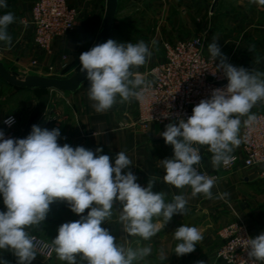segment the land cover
I'll return each mask as SVG.
<instances>
[{"label": "clouds", "instance_id": "1", "mask_svg": "<svg viewBox=\"0 0 264 264\" xmlns=\"http://www.w3.org/2000/svg\"><path fill=\"white\" fill-rule=\"evenodd\" d=\"M264 6V0H250ZM7 0H0V8ZM11 12L0 15V42L9 48L12 37L9 25L15 22ZM208 45L213 61L219 58L217 71L223 70L226 87L212 91L202 99L187 119L169 123L160 135L171 145L173 155L160 160L163 181L177 189L191 188V195L202 194L213 199L212 188L217 178L199 171L200 146H207L213 168L227 166L235 160L233 152L243 142L241 127H251L257 120L252 108L264 102V72L236 67L216 43ZM156 46L157 41H151ZM152 51L143 40L120 43L108 39L80 54V72L86 73L88 98L97 113L110 110L118 98L120 103L141 100L151 82L133 69L145 65ZM246 117V119H242ZM167 118V116H165ZM11 126L14 118L4 121ZM60 130L32 126L26 138H5L0 130V195L4 211H0V250L11 251L18 264H31L37 256L35 238L27 228L40 225L56 201L65 202L80 219L61 224L52 239L53 251L66 264H139L152 252L151 245L124 247L102 224L113 217L114 205H121L118 222L130 236L151 240L174 215L185 214L187 200L174 195L165 201L163 192H153L155 180L147 187L137 183L130 170L132 160L124 151L117 153L114 166L108 155H101L83 146L73 148L58 140ZM128 169V171H124ZM230 194L219 193L215 198L225 200ZM87 215H83L85 210ZM162 224L154 220H160ZM178 241L174 252L183 256L195 251L203 235L195 226L183 224L174 231ZM249 264H264V232L245 239ZM79 257V261L78 258ZM163 259V256H161ZM0 264H7L0 261ZM202 264V262H201Z\"/></svg>", "mask_w": 264, "mask_h": 264}, {"label": "crops", "instance_id": "2", "mask_svg": "<svg viewBox=\"0 0 264 264\" xmlns=\"http://www.w3.org/2000/svg\"><path fill=\"white\" fill-rule=\"evenodd\" d=\"M35 0H7V7L0 8V15L11 12L15 22L8 27L12 37L11 48L0 42V62L19 75L51 76L69 78L80 66L79 56L91 49L98 34L105 10L106 0H66L79 10L75 30L72 34L57 38L49 50L39 49L33 42V28L29 24L30 10ZM119 0L113 31L109 39L120 43H137L143 40L152 51L148 62L133 69L149 81L148 71L164 58L163 45L176 43L194 37H203L205 53L208 45L216 43L227 57V62L236 67H244L264 72V6L250 3V0ZM206 14V15H205ZM200 20L202 23H200ZM204 20V22H203ZM200 23V24H199ZM156 40V46L151 41ZM218 62L219 58L216 59ZM85 83L73 93L50 90H23L0 80V122L8 115H15L18 124L16 138H26L33 125L42 129L58 128L61 136L58 143H67L73 148L83 146L95 152L102 148L101 155H108L114 166L117 153L124 151L132 160L130 170L137 177V183L147 187L149 179L155 180L153 192H163L165 201L171 202L174 195H183L187 200L185 214H176L175 225L168 222L149 241L128 235L118 222L119 203L114 205L113 217L102 227L117 238L124 247H144L151 245L152 252L139 264H217L216 250L221 244L220 230L238 216L245 223L249 233L255 237L264 232V169L232 166L225 170L221 165L213 168L211 153L207 146H200L202 160L199 171L216 175L217 182L212 188L213 199L202 194L193 197L191 188L177 189L163 181L164 170L160 160L173 155L171 145H167L160 135L165 124H151L147 129L137 125L135 99L120 103L97 113L92 107ZM252 114L264 113V102H258ZM246 119V117L242 118ZM240 153V146L233 155ZM125 172L128 169L124 170ZM227 192L225 200L215 198ZM3 197L0 195V211H4ZM85 210L83 215H87ZM80 219L65 202L56 201L50 205L46 219L40 224L27 228L31 236H37L52 247V239L59 226L65 222ZM156 223H163L154 220ZM186 224L197 227L203 239L195 251L183 256L174 252L178 243L174 231ZM38 253V252H37ZM163 256V259H161ZM79 261V257L77 258ZM0 261L18 264L11 252L0 250ZM31 264H66L56 255L49 259L37 254ZM83 264V262H81Z\"/></svg>", "mask_w": 264, "mask_h": 264}, {"label": "built area", "instance_id": "3", "mask_svg": "<svg viewBox=\"0 0 264 264\" xmlns=\"http://www.w3.org/2000/svg\"><path fill=\"white\" fill-rule=\"evenodd\" d=\"M79 10L66 0H35L30 10L29 24L33 28V42L47 51L57 38H63L75 30ZM163 60L147 73L151 88L141 100H136L137 125L147 129L151 124H169L187 119L192 109L202 99H209L212 91L226 87L228 81L223 70L217 71L220 63L205 53L203 37H194L176 43L163 45ZM167 116V118H165ZM9 117L14 123H4ZM257 120L251 127H241L243 142L240 153L225 170L232 166L242 168L262 167L264 169V113L256 114ZM18 119L8 115L0 122L5 138H16ZM17 139V138H16ZM204 173L203 171H201ZM217 178L216 175H210ZM221 244L216 250L217 264H249L245 239L253 237L245 223L238 216L225 225L219 233ZM36 250L45 258L53 256V247L40 237L33 236Z\"/></svg>", "mask_w": 264, "mask_h": 264}, {"label": "water", "instance_id": "4", "mask_svg": "<svg viewBox=\"0 0 264 264\" xmlns=\"http://www.w3.org/2000/svg\"><path fill=\"white\" fill-rule=\"evenodd\" d=\"M118 1L119 0H106L101 28L96 35L92 47L105 43L110 38L113 31L115 16L117 14ZM216 2L217 0H214L211 11L213 10ZM80 67L81 65L72 76L65 79L36 75L21 77L15 72L8 71L0 62V79L10 86L23 90L41 89L54 92L73 93L77 91L87 80L86 73H81L79 71Z\"/></svg>", "mask_w": 264, "mask_h": 264}, {"label": "rangeland", "instance_id": "5", "mask_svg": "<svg viewBox=\"0 0 264 264\" xmlns=\"http://www.w3.org/2000/svg\"><path fill=\"white\" fill-rule=\"evenodd\" d=\"M206 15V14H205ZM203 22H204V20H203ZM200 23H202L201 22V20H200ZM199 23V24H200ZM8 71H10V70H8ZM12 72V71H11ZM19 75V74H18ZM19 76H21V77H24L25 75H19ZM27 76H30V75H27ZM72 76V75H71ZM46 77H49V76H46ZM49 78H57V77H49ZM59 79H65V78H59ZM54 92V91H53ZM156 221H160V220H156ZM176 222H177V219H175V218H172V220H171V225H175L176 224Z\"/></svg>", "mask_w": 264, "mask_h": 264}, {"label": "trees", "instance_id": "6", "mask_svg": "<svg viewBox=\"0 0 264 264\" xmlns=\"http://www.w3.org/2000/svg\"><path fill=\"white\" fill-rule=\"evenodd\" d=\"M1 80V79H0ZM17 88V87H16ZM19 89V88H18Z\"/></svg>", "mask_w": 264, "mask_h": 264}]
</instances>
